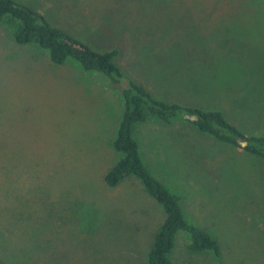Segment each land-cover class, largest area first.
Wrapping results in <instances>:
<instances>
[{"label": "rangeland", "instance_id": "rangeland-1", "mask_svg": "<svg viewBox=\"0 0 264 264\" xmlns=\"http://www.w3.org/2000/svg\"><path fill=\"white\" fill-rule=\"evenodd\" d=\"M92 49L115 48L125 75L154 98L217 110L264 135V0H16ZM123 98L102 74L16 44L0 22V263L146 264L162 207L139 182L103 181ZM146 168L179 195L184 219L218 253L172 264H264V157L175 114L132 127Z\"/></svg>", "mask_w": 264, "mask_h": 264}, {"label": "trees", "instance_id": "trees-1", "mask_svg": "<svg viewBox=\"0 0 264 264\" xmlns=\"http://www.w3.org/2000/svg\"><path fill=\"white\" fill-rule=\"evenodd\" d=\"M0 22L10 28L12 40L16 44H33L45 50L54 64L72 60L83 71L98 72L118 87L123 98V109L111 143L118 158L104 173L103 181L107 186L113 187L123 177L131 176L139 182L148 196L161 205L164 217L152 236L146 252V264H172L168 255L177 232L187 234L186 248L190 252L208 250L217 254L216 240L202 228L184 219L179 195L170 191L143 164L137 142L132 135V127L148 116L169 123L175 114L180 113L198 130L262 157L264 135L255 137L243 134L217 110L181 106L154 98L141 84L124 74L114 60L117 54L115 48L92 49L81 40L52 26L32 7L16 0H0Z\"/></svg>", "mask_w": 264, "mask_h": 264}]
</instances>
